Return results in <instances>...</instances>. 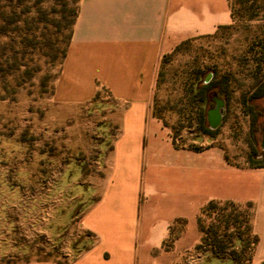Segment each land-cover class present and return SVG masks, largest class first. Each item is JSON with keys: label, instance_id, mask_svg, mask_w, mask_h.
Returning a JSON list of instances; mask_svg holds the SVG:
<instances>
[{"label": "rangeland", "instance_id": "rangeland-1", "mask_svg": "<svg viewBox=\"0 0 264 264\" xmlns=\"http://www.w3.org/2000/svg\"><path fill=\"white\" fill-rule=\"evenodd\" d=\"M77 4L0 0V264L64 262L72 257L69 248L86 246L88 238L71 244L81 232L82 210L95 198L96 162L112 138L100 137L103 107L96 102L73 112L52 99ZM258 6L247 2L230 25L162 56L149 105L178 146L220 147L237 166L248 165L251 145L259 148L264 121V94L254 97L264 84V11ZM213 96L225 104L220 125L208 135L199 120L202 112L208 127ZM95 99L112 101L102 88ZM106 130L111 135L115 127ZM247 213L251 217V203L229 201L201 212L204 232L195 249L185 251L184 264H230L231 253L240 264L252 260L256 245L252 252L241 247L257 238L247 231Z\"/></svg>", "mask_w": 264, "mask_h": 264}, {"label": "crops", "instance_id": "crops-1", "mask_svg": "<svg viewBox=\"0 0 264 264\" xmlns=\"http://www.w3.org/2000/svg\"><path fill=\"white\" fill-rule=\"evenodd\" d=\"M231 23L229 0H78L52 99L73 112L96 102L100 137L112 139L71 244L88 238L86 246L69 248L64 262L15 264H184L185 251L200 243L197 219L209 201L251 203L250 264H263L264 165L237 166L216 146H178L149 113L161 57ZM100 88L111 103L95 99ZM110 124L115 132L107 135ZM177 220L180 233L165 249Z\"/></svg>", "mask_w": 264, "mask_h": 264}, {"label": "trees", "instance_id": "trees-1", "mask_svg": "<svg viewBox=\"0 0 264 264\" xmlns=\"http://www.w3.org/2000/svg\"><path fill=\"white\" fill-rule=\"evenodd\" d=\"M249 1H252L254 3H258L259 4V8H260V11H264V0H229V3H230V9H231V16H232V22L235 18V16H239L243 6L249 2ZM237 5H239L240 8H237ZM76 12H77V8L76 10L74 11V19H75V16H76ZM252 17V16H250ZM74 19L71 23V25L73 24L74 22ZM228 26V25H227ZM222 27H225V26H221L219 28H222ZM66 50V49H65ZM65 54V53H64ZM64 57V56H63ZM209 86L205 85V87H203L204 90L208 89ZM103 89V88H102ZM99 92V90H98ZM98 94V93H97ZM96 94V95H97ZM264 94V84L261 85L260 89H259V92L255 93L254 97H259V96H262ZM200 125H201V130L203 133L205 134H208V135H211L215 132V129H210L209 127H206L205 123H204V117H203V113L201 112V115H200ZM206 123H207V120H206ZM208 126V125H207ZM254 127V126H253ZM174 141V140H173ZM175 142V141H174ZM190 149H193V150H198V149H194V148H190ZM255 157H258L260 158L259 160H256ZM247 162H248V165L250 167H262L264 165V150H262L259 146V148H256L254 147L253 145H251L250 147V152L248 153V156H247ZM230 204H233V202L229 201ZM217 204V201H209L208 203H206V205L202 208L201 212L205 211L206 209H210V208H214ZM201 212H200V215H201ZM180 222V223H179ZM245 222H246V228H247V231L248 233L251 232V226H250V214H246V217H245ZM197 223H198V229L200 230V232H204L202 226H201V223H200V216L198 217L197 219ZM178 224V226H177ZM181 221L180 220H177L176 221V224L170 226V229H169V235H168V238L166 239V241H164L163 243V247L165 249H168L171 247L172 245V242L174 241V239L179 235L180 233V230H181ZM251 240H247L246 242H244L242 244V250H246L248 249L250 252L253 251V247L256 245L257 243V238L254 237V236H251ZM76 245V244H74ZM223 248L224 247H220L219 251H223ZM212 253L217 255L219 253H217V251H214L212 250ZM229 261H230V264H240L236 255L234 253H231L230 254V257H229ZM251 262V257H247L245 259V262L243 264H250ZM264 264V263H263Z\"/></svg>", "mask_w": 264, "mask_h": 264}, {"label": "water", "instance_id": "water-1", "mask_svg": "<svg viewBox=\"0 0 264 264\" xmlns=\"http://www.w3.org/2000/svg\"><path fill=\"white\" fill-rule=\"evenodd\" d=\"M212 100L214 102V106L207 109L206 120H207V125L210 129H216L222 121L225 103L222 98L217 96H213ZM260 132H261V140L259 146L262 150H264V121L260 123Z\"/></svg>", "mask_w": 264, "mask_h": 264}, {"label": "flooded vegetation", "instance_id": "flooded-vegetation-1", "mask_svg": "<svg viewBox=\"0 0 264 264\" xmlns=\"http://www.w3.org/2000/svg\"><path fill=\"white\" fill-rule=\"evenodd\" d=\"M213 101V100H212ZM214 103V102H213Z\"/></svg>", "mask_w": 264, "mask_h": 264}]
</instances>
